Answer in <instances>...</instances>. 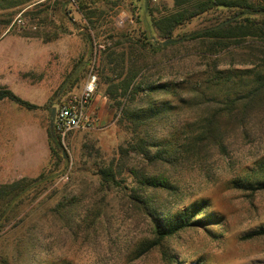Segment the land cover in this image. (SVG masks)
<instances>
[{"label": "rangeland", "instance_id": "obj_1", "mask_svg": "<svg viewBox=\"0 0 264 264\" xmlns=\"http://www.w3.org/2000/svg\"><path fill=\"white\" fill-rule=\"evenodd\" d=\"M1 1L0 86H6L38 108L27 110L0 101V184L24 177L36 178L48 163L53 171L49 186L39 190L26 210V217L9 236H37L34 256L29 257L33 264L63 257L74 264H164L159 247L135 256L139 247L154 237L149 221L128 198L133 195L134 186L129 169L144 168L146 161L141 154L131 151L124 156L120 154V149L135 143V139L130 122H120L117 100L105 94L102 76L107 67L103 42L112 46L106 37L113 28L135 40L147 37L154 46L163 45L162 50L143 52L144 62H138L145 64L142 73L148 82L176 84L177 91H185L184 97L191 104L169 112L160 124L147 128L151 135L160 137L216 106L215 101L208 100L214 99V91L213 87H207L205 79L215 69H254L245 65L246 55H250L246 46L259 45L260 41L252 43L246 39L231 44L225 51L214 49L203 54L208 40L195 38L194 34L239 18L225 8H214L191 19L173 31L171 40H162L151 20L169 12L173 0H151L153 16L144 8L143 0H119L113 10L103 6L101 26L96 31L86 29V22L73 4L67 6L66 14H60L54 9L57 0H31L15 8H4ZM248 1L264 6V0ZM46 6L48 9L43 12ZM18 19H24L25 25L18 24ZM117 19H123V24L117 25ZM93 61L98 76L91 101L94 126L71 132L60 140L63 160L58 165L50 159L45 165H35L37 159L41 161V148L47 146L51 108L80 86ZM82 75L77 84L70 85ZM190 88L195 91L189 92ZM199 93H205V97ZM173 97L172 94L152 96L156 102L175 104ZM258 127H228L224 151L212 148L210 157L201 164L161 166L177 187L176 192H154L157 203L162 205L161 211L175 213L207 199L210 210L221 217L220 226L187 228L163 242L164 249L176 254L182 261L180 264H264V235L245 238L264 229V191L241 190L232 183L256 170L264 158V127ZM110 162L120 165L122 172L116 178L119 186L105 190L96 172L98 167ZM59 203L65 206L66 214L73 215L72 222H62L51 211ZM91 211L100 212L95 232L87 242L80 238L72 240L69 229L75 231L80 219ZM46 246L51 247V258L45 253Z\"/></svg>", "mask_w": 264, "mask_h": 264}, {"label": "trees", "instance_id": "obj_2", "mask_svg": "<svg viewBox=\"0 0 264 264\" xmlns=\"http://www.w3.org/2000/svg\"><path fill=\"white\" fill-rule=\"evenodd\" d=\"M31 0H2L4 8H15ZM144 8L153 16L150 9L151 0H143ZM174 6L169 12L152 17V25L157 30L162 40H171L172 33L191 19L200 16L214 8H225L234 12L238 20L223 23L195 33V38L208 40L205 51L214 49L227 50L231 44H238L250 39L260 41L259 45L249 44L246 48L250 55H246L248 63L254 69L244 71L227 70L217 71L215 67L210 73V78L205 79L207 87H213L216 106L205 111L194 121L181 125L167 134L156 137L151 135L147 128L157 125L165 119L169 112L191 104L184 93L177 91V85L169 86L164 83L148 82L142 73L144 63L143 52H154L164 49L163 45L156 47L147 37L133 39L129 34L117 33L109 29L103 42L106 53L104 62L107 71L103 73L106 85L105 94L115 101L120 111V122L127 121L131 124L135 143H128L125 149H120L122 156L128 152L141 154L146 161L143 167L129 169L134 186L131 188L133 195L128 198L136 204V208L150 223L153 238L139 247L136 257L142 256L155 247L161 248V259L164 264H180L176 254L164 249L166 240L179 232L194 227L204 228L207 225L220 226L221 217L210 210V202L200 199L197 202L178 209L175 213L161 211L154 192H176L177 187L169 176L162 171L161 166L173 168L182 165H197L206 161L211 154V149L216 147L224 151V136L228 127L241 129L264 127V6L248 0H173ZM75 5L86 22V29L96 31L100 26V16L103 15V6L113 10L119 5V0H57L55 7L60 14H66L67 6ZM99 4V5H98ZM44 6L41 4V7ZM48 6L43 9L46 12ZM42 12V11H39ZM37 12V14L39 13ZM260 16V17H254ZM92 38L90 42L92 43ZM204 43V42H203ZM149 47L151 49H149ZM74 78L70 85L74 86L81 78ZM183 89V88H182ZM188 91V89H186ZM190 88L189 92H194ZM172 94L175 104L168 101H155L153 95ZM200 94V93H199ZM200 97H205L201 93ZM195 98V97H194ZM0 101H9L27 110L37 109L33 104L21 99L6 86H0ZM176 114V113H175ZM143 133L142 136L140 134ZM47 143L49 159L63 160L60 137L53 131L47 130ZM50 164L43 168L36 178H20L10 183L0 184V264H33V250L36 249L35 234L11 238L10 232L18 227L26 217V210L30 207L39 190L49 186L51 182ZM158 165V167H156ZM121 166L110 162L98 167L100 186L108 190L119 186L116 178L121 175ZM237 189L256 192L264 191V158L258 168L242 178L232 181ZM54 215L62 222H72L73 215L65 213L62 203L56 204L51 209ZM23 217H22V216ZM100 212H88L80 219L77 229H69V237L77 241L78 238L87 242L95 232L100 220ZM21 216V217H20ZM213 228V227H212ZM264 235V229L245 235L250 239ZM49 244V243H48ZM45 253L51 258V247H45ZM37 264H74L66 258L47 259Z\"/></svg>", "mask_w": 264, "mask_h": 264}, {"label": "built area", "instance_id": "obj_3", "mask_svg": "<svg viewBox=\"0 0 264 264\" xmlns=\"http://www.w3.org/2000/svg\"><path fill=\"white\" fill-rule=\"evenodd\" d=\"M74 0H70L72 3ZM24 19H18V24L25 25ZM123 19H117V25H122ZM98 83L94 61L80 86L68 95L62 97L54 106L52 130L64 140L71 132L87 130L94 126L95 118L91 101Z\"/></svg>", "mask_w": 264, "mask_h": 264}, {"label": "crops", "instance_id": "obj_4", "mask_svg": "<svg viewBox=\"0 0 264 264\" xmlns=\"http://www.w3.org/2000/svg\"><path fill=\"white\" fill-rule=\"evenodd\" d=\"M46 144L47 146L46 147V150H45V147L43 146L41 149H42V158H41V161H38V159L35 161L36 163H34L35 165H45V163L49 160V150H48V143L46 141Z\"/></svg>", "mask_w": 264, "mask_h": 264}, {"label": "water", "instance_id": "obj_5", "mask_svg": "<svg viewBox=\"0 0 264 264\" xmlns=\"http://www.w3.org/2000/svg\"><path fill=\"white\" fill-rule=\"evenodd\" d=\"M163 44H164V43H163ZM54 113H55V108L52 107L51 110H50V122H49L50 130H52V124H53Z\"/></svg>", "mask_w": 264, "mask_h": 264}]
</instances>
